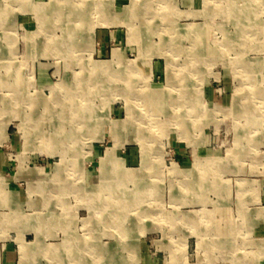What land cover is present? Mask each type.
Wrapping results in <instances>:
<instances>
[{
    "label": "rangeland",
    "instance_id": "374dc122",
    "mask_svg": "<svg viewBox=\"0 0 264 264\" xmlns=\"http://www.w3.org/2000/svg\"><path fill=\"white\" fill-rule=\"evenodd\" d=\"M44 14L0 0V264H264V0Z\"/></svg>",
    "mask_w": 264,
    "mask_h": 264
},
{
    "label": "crops",
    "instance_id": "0c3cea01",
    "mask_svg": "<svg viewBox=\"0 0 264 264\" xmlns=\"http://www.w3.org/2000/svg\"><path fill=\"white\" fill-rule=\"evenodd\" d=\"M29 4H30V7L33 9V7H37V9L39 8L40 11L43 10L44 11V17H43V20H47L48 18H50L52 15H56L59 13L60 11V6H70L72 4L75 3V0H50L48 3H43V0H26ZM63 1V2H62ZM65 1V2H64ZM101 6L105 7L106 4H101ZM95 7V6H94ZM99 10L98 8H90L89 11H88V16L86 17H83V20H92L94 19V16L93 14L97 13ZM131 12V10H129ZM129 11L126 12L125 11H121L119 13H117L116 15L114 16H108V17H105L104 19H112V20H115V21H121L123 20L124 18H127V16L129 15ZM236 10L233 11V14H232V19L234 20V22L236 21ZM76 13V11H74ZM74 13V14H75ZM78 15V14H76ZM254 20V19H253ZM104 21V20H103ZM111 21V20H110ZM237 22V21H236ZM76 33H74V36H75ZM76 35H79V33H77ZM102 39V41H104L103 39L106 38V34L105 35H101V37H99ZM105 46L102 45V48H104ZM101 55V52L99 53ZM105 62V61H104ZM9 200V203H11L12 199L9 197L8 198ZM190 220V224L194 223L192 219H189Z\"/></svg>",
    "mask_w": 264,
    "mask_h": 264
},
{
    "label": "bare ground",
    "instance_id": "6f19581e",
    "mask_svg": "<svg viewBox=\"0 0 264 264\" xmlns=\"http://www.w3.org/2000/svg\"><path fill=\"white\" fill-rule=\"evenodd\" d=\"M246 1V0H245ZM63 2V1H62ZM65 2V1H64ZM207 3V2H206ZM249 4H250V2H248ZM249 8L246 10L245 8H239V9H237L235 12H236V14H235V16H236V18H237V20H248L247 21V23H249V24H251V22L253 21V20H251L250 18H249V16H251L250 14H249ZM253 19V18H252ZM239 23V22H238ZM246 23V24H247ZM240 24V23H239ZM246 24H244V25H246ZM248 25V24H247ZM240 26H242V25H240ZM144 30V32H145V30L146 29H143ZM149 32V31H148ZM235 39V38H234ZM234 41V40H233ZM98 68V67H97ZM96 68V69H97ZM106 68V66H102V67H100V68H98V69H100V70H102V69H105ZM80 80H82V79H80ZM86 84V83H85ZM158 94H161V93H158ZM77 103V102H76ZM75 103V104H76ZM73 106H74V104H73ZM66 108V107H65ZM73 110V109H72ZM62 112V111H61ZM63 113V112H62ZM36 114V113H35ZM42 115V114H41ZM58 115V114H57ZM33 116H34V114H33ZM59 116V115H58ZM85 116V115H84ZM35 117V116H34ZM33 118V117H32ZM89 124V123H88ZM86 125H87V123H86ZM87 127V126H86ZM90 128V127H89ZM123 128V127H122ZM116 129V128H115ZM63 133V132H62ZM61 133V134H62ZM45 134V133H44ZM81 135H82V133H81ZM70 136H72V135H70ZM63 137V136H62ZM69 137V136H68ZM67 139V138H66ZM31 141V140H30ZM70 153V152H69ZM66 154V153H65ZM64 154V155H65ZM67 155V154H66ZM109 160H110V158H109ZM112 160V159H111ZM121 167V166H120ZM110 169V168H109ZM107 172V171H106ZM16 217V216H15ZM72 255H74V254H72Z\"/></svg>",
    "mask_w": 264,
    "mask_h": 264
}]
</instances>
